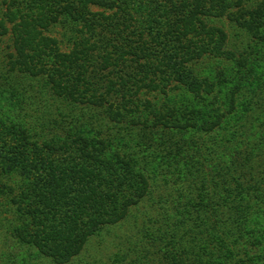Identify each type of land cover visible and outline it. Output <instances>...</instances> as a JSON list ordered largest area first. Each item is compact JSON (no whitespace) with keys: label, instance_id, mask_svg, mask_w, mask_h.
<instances>
[{"label":"trees","instance_id":"1","mask_svg":"<svg viewBox=\"0 0 264 264\" xmlns=\"http://www.w3.org/2000/svg\"><path fill=\"white\" fill-rule=\"evenodd\" d=\"M86 1L102 5L101 0ZM148 1L144 23L128 29L135 35L132 46L124 43L129 33L122 24L108 31V42L116 38L115 45L123 44L116 59L126 61L125 56L134 52L135 61L111 69L120 83L114 89L98 93L93 83H87L88 112L76 105L85 102L71 99L73 104L52 90L51 100L38 99L33 81L41 71H34L37 63L32 56L23 63L6 59L9 67L0 73V88L11 92L12 102L0 103V198L5 200L0 201V219L3 213L9 216L0 221V264H14L19 258L24 261L20 264H248L237 241L242 237L239 218L251 201L262 203L263 195L253 200L245 185L264 187V159L246 166L239 155L243 151L232 145L254 144L242 136L250 128L259 133L264 107L260 99L238 102L245 92L241 88L218 102L212 94L219 82L198 70L207 61L205 51L199 44L194 47L198 40L190 39L196 36L189 37L187 29L172 23L174 15L180 17L185 0ZM166 1L176 3L174 10ZM206 1L211 6L193 0L194 7L203 11L205 6L207 17H221L231 14L233 5L237 16L231 15V20L247 30L253 19L264 15L260 4L245 9L244 0ZM23 2L13 13L30 20L37 14L30 11L36 12L41 0ZM57 2L45 0V5ZM55 8L59 10L41 13L46 25L61 17V24L71 31L85 21L95 28V20L73 12V5ZM4 14L0 35L6 32ZM105 27L100 24L101 30ZM220 37L218 48L225 40L223 33ZM255 38L264 40L260 35ZM242 48L238 57L246 54ZM109 51L106 48V54ZM219 54L229 57L232 51ZM113 57H104L102 68L117 63ZM48 76L50 81L58 78L56 73ZM173 94L189 101L212 96L207 116L219 113L203 121L198 116L202 105L192 107L189 101L184 109L170 105ZM89 105L100 106L105 117L93 119ZM82 125L93 135L87 137ZM212 196L215 202L209 205ZM139 211L144 215L141 226ZM227 222L233 223L230 229ZM201 224L204 228L194 236ZM2 229L12 238L3 249ZM15 246L20 249L14 253Z\"/></svg>","mask_w":264,"mask_h":264},{"label":"rangeland","instance_id":"2","mask_svg":"<svg viewBox=\"0 0 264 264\" xmlns=\"http://www.w3.org/2000/svg\"><path fill=\"white\" fill-rule=\"evenodd\" d=\"M101 1L102 5L105 3H111L112 5L111 7H107L99 4L88 3L86 0H58L55 6H49L45 5V0H41L40 4H38V10H36V12H34V10L30 11V13L37 14L33 16V18L31 17L30 20H27L18 17L20 13L17 15L13 13L16 11L17 7L19 5H23L25 1L0 0V18L5 12L4 17L6 28L5 34L0 35V73H2V71L7 72L9 67L6 63L7 58H9V60L11 58L13 61H17L18 63L19 61H22L23 63L27 57L32 56L36 61L35 63H37L34 71H41L38 76L34 77L33 81L34 90L38 99L42 101L51 100L50 95L52 90L54 93L62 94L59 98L68 100L73 104L76 102L71 99H74L75 101L78 100L77 102H85V104L76 103V105L79 104V106L83 108V111L88 112V105H86L88 103H86V101H88L87 96L91 95V91H87V83H93L96 88V92L98 91V93L109 91L110 87L111 89H114L118 87L120 83L116 81L117 77L113 75L114 72L111 69H117L121 63H130L135 61L134 52L132 55L128 54V56H125L129 57L126 61L120 60L121 58L116 59L119 51L118 49L123 44L119 43L115 45L119 42L116 38H110L108 42L107 38L110 37V33L108 31L115 30L118 28L119 24H122V27L124 26V29L127 32L132 29V27H134V29L137 28L146 20V15L144 14L146 5L151 4L148 0ZM65 3L73 5V12L76 11L77 13H82L86 16L90 15L95 20V28L91 29V26H89V24L85 21L79 22L77 24V28L71 31L61 24V17L58 21L50 25H46L45 23L47 20H44L41 13L48 15L52 11L59 10L55 7H60ZM169 4V9L174 10L176 3L174 4L170 2ZM210 4L212 3L205 0L206 7L211 6ZM257 4H260V14H264V0H244L243 5L245 9L248 10V8L254 9ZM205 6L201 8L203 11H199L200 9L198 10V8L194 7L193 0H185L183 7L179 8L181 10L180 17L176 18L177 14L174 15V21H172V23L174 25L177 24L181 29H187L186 33L190 32V34H188L189 37L196 36L195 39H190L198 40L194 47L199 44V47L205 51L208 62L206 61L202 67H199L198 70L203 73V75H207L209 78L219 82L216 87V91L218 92L215 91L212 95L219 97L217 101L223 103L227 101V97L232 93L234 88H241L245 92L239 94L237 100L238 102L249 101L246 99H250V101L260 99L261 105L264 107V40L262 38H255L256 35L264 37V15L260 16L261 19H259V21L253 19L252 29L247 30L241 24H237L235 21L231 20V15H233V17L237 16L235 11L236 9L233 8V5L230 8L233 12L221 17L215 15L208 17L205 16ZM196 10L197 12L195 13ZM190 11L195 13V15H189ZM197 13L200 14L197 15ZM123 15L125 18H123ZM181 17L182 20L180 21ZM244 19L245 22L250 20L248 19L247 14L244 16ZM238 22L241 23L242 20ZM260 23L262 25L260 27L257 26ZM100 24H104V27L105 25H108V27H105L108 29L103 28V30H101ZM146 25L147 24H145V26ZM218 29L220 30V33L218 32ZM222 33L225 35V40L223 45L218 48V45L221 44V40L223 39L220 37ZM127 36V40H125L124 43L127 42V44L132 46L135 35H131L129 33ZM243 46L245 48L242 51H245L246 54L243 55L244 57H238V52L241 51L240 49H243ZM53 47H55L56 52H54ZM106 48L110 50L107 54ZM224 50L232 51V57H225L226 55L222 56L223 54H219ZM109 54L114 55L112 59H116L118 62L113 64V66H109L104 69L102 68V61L104 60V57ZM130 58H133V60ZM238 67L240 69L237 73L236 71ZM134 69L138 68L134 67ZM49 73H56L58 78L53 79L52 81L48 80ZM26 75L27 73L25 76ZM27 78L31 79L32 77L29 76ZM20 85L18 88L23 90V85ZM0 89V103H5L7 106L11 105V92L7 89ZM211 97L203 96L189 101L187 99H181L177 94H173L169 104H174L177 107L180 105V107H183L182 109H184L187 101L190 102L187 105H192V107L193 105H202V111L198 114V116L203 121H210L217 113H219L218 111L215 112L216 114H212V116H207L209 114L208 105L211 101ZM53 101L54 103L59 102L56 98H54ZM62 104H64V102H62ZM89 106L91 107L89 111L94 114L92 115L93 119H95V115L101 118L105 117L104 109L100 106ZM241 106L245 107L243 105ZM154 107V110H156L157 107H159V104H155ZM189 108L190 107L187 109ZM225 109L226 112V106ZM242 109L245 110L244 108ZM187 118L188 117H185V119ZM87 119L88 116H85L84 121ZM263 125L259 133L256 134L255 132H252V128H250V130H247L248 133L246 132L247 135L242 136L244 137L245 142L248 141L250 143H254L249 148H246L249 144L241 146L232 145V148L236 151L239 149L243 151L239 155L243 157V161H245L246 166L249 163H255L258 161V163H260L261 160L264 159V147L262 146V139H264ZM100 128L102 129L100 131L102 136L105 135V127L101 126ZM82 131L87 137L93 135V131L89 130L85 125H82ZM258 136L262 137L257 139ZM256 142H260L261 144ZM38 145L40 146L41 142H38ZM248 158L250 160H248ZM208 165H210V162H208ZM231 170L238 171L237 169H234L233 166L231 167ZM257 175L253 173V176L256 178ZM245 188H249V192L252 193L251 198L253 200H255L256 195H263V200L262 203H255L251 201L250 203L252 205L250 207L248 206L247 208H243V214L239 218L241 221L243 220L240 224L242 237L237 238L240 247H242L240 250V256H243L244 260L248 264H264L263 183L254 187H248L245 185ZM202 197L205 196L202 195ZM212 198L213 200L209 203V205L215 202L213 196ZM236 198L238 199V197ZM203 200L205 201L204 198ZM0 201L5 200L4 198H0ZM3 214L5 217L9 216L8 213ZM140 215L141 211L137 213V216H139L137 220L138 226H141V222L144 219V215ZM4 216L3 219H0L1 223L4 221ZM211 220L213 219H210L209 222L215 221V219L214 221ZM232 224L233 223L227 222L226 226L230 229ZM201 228H204L202 224L199 225V227H195L194 236L200 234L199 229ZM1 235L6 236L2 249L7 248L10 245V239H12L11 235L3 229L1 231ZM229 240L230 238H227V241ZM214 242H216V240H214ZM19 249V246H15L12 251L15 253L18 252ZM21 253L22 252L20 251V255ZM32 253L34 255L35 252L32 250ZM22 254V257H29V254ZM230 258L233 259V256L230 255ZM20 263H24V261L19 258V260H16V263L14 264Z\"/></svg>","mask_w":264,"mask_h":264}]
</instances>
